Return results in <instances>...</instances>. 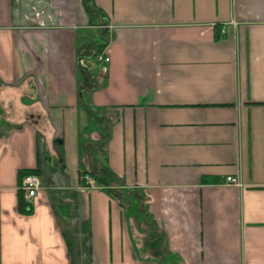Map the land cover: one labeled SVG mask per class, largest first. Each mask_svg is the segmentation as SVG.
I'll return each instance as SVG.
<instances>
[{"label":"crops","instance_id":"crops-1","mask_svg":"<svg viewBox=\"0 0 264 264\" xmlns=\"http://www.w3.org/2000/svg\"><path fill=\"white\" fill-rule=\"evenodd\" d=\"M0 264H264V0H0Z\"/></svg>","mask_w":264,"mask_h":264},{"label":"built area","instance_id":"built-area-1","mask_svg":"<svg viewBox=\"0 0 264 264\" xmlns=\"http://www.w3.org/2000/svg\"><path fill=\"white\" fill-rule=\"evenodd\" d=\"M95 57L99 62L109 61V57L103 54L102 52H96ZM82 179L85 181H89L90 180L89 174L84 173L82 175ZM226 183L234 184L237 186L242 185L240 180L232 175L226 176ZM39 188H40V180L37 174L28 173L23 176L21 180V190L23 191L24 198L26 200L30 201L36 195Z\"/></svg>","mask_w":264,"mask_h":264},{"label":"trees","instance_id":"trees-1","mask_svg":"<svg viewBox=\"0 0 264 264\" xmlns=\"http://www.w3.org/2000/svg\"><path fill=\"white\" fill-rule=\"evenodd\" d=\"M28 172L30 173V171H28ZM81 173L84 174L85 171H81ZM19 203H20V205L23 204V200H22V198L20 199Z\"/></svg>","mask_w":264,"mask_h":264}]
</instances>
